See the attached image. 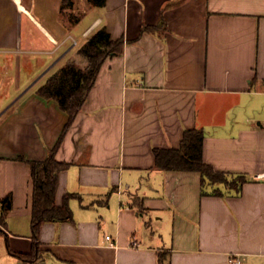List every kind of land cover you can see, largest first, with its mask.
I'll list each match as a JSON object with an SVG mask.
<instances>
[{
    "label": "crops",
    "instance_id": "1",
    "mask_svg": "<svg viewBox=\"0 0 264 264\" xmlns=\"http://www.w3.org/2000/svg\"><path fill=\"white\" fill-rule=\"evenodd\" d=\"M61 5L0 0V197L12 194L0 264H264V0ZM102 26L122 53L103 61L54 153L69 162L56 203L74 194L73 219L43 222L34 239L33 180L18 157L45 159L68 120L37 87L69 61L84 67L77 49ZM191 128L204 132L206 163L245 176L239 194L155 166L153 149L179 147ZM35 243L33 261L13 253Z\"/></svg>",
    "mask_w": 264,
    "mask_h": 264
},
{
    "label": "trees",
    "instance_id": "2",
    "mask_svg": "<svg viewBox=\"0 0 264 264\" xmlns=\"http://www.w3.org/2000/svg\"><path fill=\"white\" fill-rule=\"evenodd\" d=\"M91 6H104L106 0H86ZM72 5V0H62V10ZM78 16L70 15V20L74 23ZM163 18L159 24L163 25ZM145 28H149L146 26ZM124 45L123 38L111 39L104 26L94 31L83 44L77 49L78 54L86 59L84 67L79 66L74 61H69L52 73L44 83L37 87V92L46 97L57 100L61 109L68 113V120L63 132L50 150L48 156L43 160L26 159L30 165V172L33 180L32 192V213L31 228L33 238L39 235L40 226L46 221L72 220V210L69 206V198L74 194H67L62 204L56 203V192L58 187V177L61 170L69 166V162L59 161L55 158V149L67 128L72 123L75 115L80 110L89 89L94 83L98 70L103 61L112 55L122 53ZM204 132L200 128L186 129L183 132L181 145L177 148H154L155 166L163 170H191L199 171L201 174L202 189L206 187V181L212 185L223 183L224 189L228 192L239 194L245 176L241 174L233 175L226 171L216 170L202 158V141ZM231 177L229 179L228 177ZM205 191V190H203ZM214 194H222V188L216 186L211 190ZM12 207V194L0 197V223L5 222L6 214ZM21 259L33 261L39 255L37 243L31 253H16ZM162 262V260L160 259ZM163 264V263H162Z\"/></svg>",
    "mask_w": 264,
    "mask_h": 264
},
{
    "label": "rangeland",
    "instance_id": "3",
    "mask_svg": "<svg viewBox=\"0 0 264 264\" xmlns=\"http://www.w3.org/2000/svg\"><path fill=\"white\" fill-rule=\"evenodd\" d=\"M14 90H15V88H14ZM11 101V100H10ZM4 103H6V100H4L3 98L1 99L0 98V112L6 107V105L9 103V102H7L6 104H4ZM229 179H231V177L229 176L228 177ZM206 187H209L210 189H214L216 186H221L222 188L224 187L223 186V183H219L218 185L217 184H215V185H212L210 182H208V181H206ZM3 250H7L6 249V247H5V245H4V243H1V245H0V253L1 252H3ZM0 258H1V256H0ZM0 261H1V259H0Z\"/></svg>",
    "mask_w": 264,
    "mask_h": 264
},
{
    "label": "built area",
    "instance_id": "4",
    "mask_svg": "<svg viewBox=\"0 0 264 264\" xmlns=\"http://www.w3.org/2000/svg\"><path fill=\"white\" fill-rule=\"evenodd\" d=\"M257 177L258 178H264V172L258 173L257 174ZM105 238H106V240H109L110 241L109 242L110 244L115 245L114 242L111 241V236L110 235H106ZM133 245H135V243H133ZM228 262L231 263V264H233V263H239L240 262V258L237 257V256H231L230 255L228 257Z\"/></svg>",
    "mask_w": 264,
    "mask_h": 264
},
{
    "label": "water",
    "instance_id": "5",
    "mask_svg": "<svg viewBox=\"0 0 264 264\" xmlns=\"http://www.w3.org/2000/svg\"><path fill=\"white\" fill-rule=\"evenodd\" d=\"M6 109V108H5ZM4 111V110H3Z\"/></svg>",
    "mask_w": 264,
    "mask_h": 264
}]
</instances>
